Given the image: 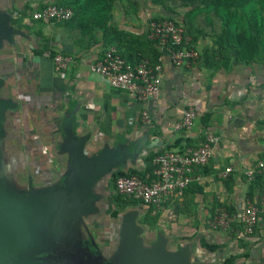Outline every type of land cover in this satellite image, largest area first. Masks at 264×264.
Returning a JSON list of instances; mask_svg holds the SVG:
<instances>
[{
	"label": "crops",
	"instance_id": "obj_1",
	"mask_svg": "<svg viewBox=\"0 0 264 264\" xmlns=\"http://www.w3.org/2000/svg\"><path fill=\"white\" fill-rule=\"evenodd\" d=\"M30 1L33 11L43 5L38 0ZM131 1L137 3L132 8L135 15V8L141 0ZM26 2H17L11 13L14 8L28 5ZM125 13L129 14L126 10ZM24 22L31 25L29 17ZM140 22L114 23L142 34L147 29V22L143 19ZM39 29L47 39L45 45L35 34ZM23 30L27 31L32 42L21 39L17 48L5 52L1 57L0 71L8 73V89L21 105L13 112L14 141H21L27 156L29 147L35 142L48 149L53 145L52 155L43 162L45 167L40 173L31 174L42 179L53 176L55 180L50 181L58 180L66 157L56 154L57 142L63 138L66 115L72 111L73 129L75 124L74 130L78 134L88 135L94 148L104 143L114 147L127 140V166L125 169L119 167L117 171L142 170L150 153L179 149L172 147L178 139H190L193 146H199L207 133H213L219 137V143L202 169L201 182L188 188L181 198L174 199L177 204H172L166 211L171 213L172 225L194 226L192 234L198 235L199 239L204 237L209 244H217L221 248L231 244L228 254L242 253L233 234L242 238L244 233L240 236L231 229L229 232L217 231V234L207 228L206 223L211 212L218 207L237 212L258 202L261 212H264V186L261 193L255 190L250 199L247 196L250 182L244 176L245 170L264 159V65L247 66L234 59L227 70L212 74L203 68L198 69L195 63L188 67H174L164 52L160 96L155 101L141 103L129 94L111 88L106 81L90 72V66L102 59L107 49L103 50L98 44L88 46L85 41L78 40L76 33H70L55 23H45L42 27L36 24L30 31ZM46 45L48 49L43 54L32 53V50ZM66 49L72 61L68 70L57 72L49 50H58L61 54ZM189 107L194 108L197 114L192 129L175 131L174 126ZM144 110L151 117L149 125L142 120ZM24 163L26 170H33L31 164L25 160ZM226 168L231 172L225 174ZM109 179L106 185L108 192ZM139 207L146 212L145 206ZM146 236L148 243L156 239L155 235ZM251 239L250 257L240 260L243 264H264V214L260 215ZM180 241L172 240L170 245L177 248L182 245L183 241Z\"/></svg>",
	"mask_w": 264,
	"mask_h": 264
},
{
	"label": "water",
	"instance_id": "obj_2",
	"mask_svg": "<svg viewBox=\"0 0 264 264\" xmlns=\"http://www.w3.org/2000/svg\"><path fill=\"white\" fill-rule=\"evenodd\" d=\"M19 1L23 0H0V62L19 40L32 42L27 31L13 23L11 10ZM8 78L0 71V264H85L86 257L88 264H206L193 255L192 242L170 248L172 237L159 231L148 243L138 223L145 213L141 207L121 213L110 252L102 255L85 247L87 232L96 247L86 222L100 213L107 180L127 166V140L94 148L88 135L73 129L72 111L57 142L56 154L66 157L58 180L34 184L28 176L22 182L26 167L24 157L16 152L12 120L21 105L8 89Z\"/></svg>",
	"mask_w": 264,
	"mask_h": 264
},
{
	"label": "trees",
	"instance_id": "obj_3",
	"mask_svg": "<svg viewBox=\"0 0 264 264\" xmlns=\"http://www.w3.org/2000/svg\"><path fill=\"white\" fill-rule=\"evenodd\" d=\"M42 2V7L47 5H55L58 7L68 8L72 11V17L69 20L61 22H51L58 26L66 28L70 33H76L78 40H83L88 46L100 45L103 50L114 47L117 53L128 63L136 64L141 60H148L151 64H156L157 59L162 55V51L158 49L155 42L148 39V32L143 31L142 34L130 30H126L113 22L112 12L116 4L122 0H38ZM129 4L137 5L135 1L128 0ZM152 5L162 7L169 10L172 14H176L175 9L184 12L181 21L173 18L169 20L164 17H154L151 21L161 22L170 21L176 26L182 27L184 30V38H187L188 44H182V47L196 49L197 42L205 40L210 41V46L202 47L199 57L194 63H201V68L215 74L221 70H227L232 60L243 65L261 64L264 65V0H147ZM33 8L26 5L22 8H14L13 13L15 19L13 23L20 29L32 30L36 24L44 26L42 21L32 20ZM30 19V24L25 23L24 19ZM36 36L44 43L47 39L42 34L41 29ZM178 47L177 49H180ZM48 49L47 45L40 49L32 50L33 54H43ZM49 56L54 59L56 52L49 50ZM62 55L69 56L68 49ZM207 127V123L205 124ZM74 129L76 126L74 124ZM185 143L183 146L182 143ZM193 146L190 139H178L173 148L184 149ZM156 154L150 153L144 160L145 167L142 170H128L127 172L119 170L111 175L108 181L110 197L112 199V208L110 218L116 219L119 214L127 208H136L145 206L140 201L123 197L115 191V181L119 177L138 176L147 182L153 178L152 160ZM203 173V170H202ZM193 183L189 185L183 192L185 195L187 189L195 186ZM264 176L257 175L253 181L249 183L247 196L251 199L255 190L258 193L263 191ZM177 204L176 201L167 200L161 204L160 209L154 206H145L146 212L141 218V224L145 226L155 227L163 210ZM255 205L260 209L258 202ZM230 213L235 212L226 208ZM156 213L153 215V211ZM214 210L211 212V214ZM264 212L258 214V218ZM208 228V227H207ZM107 229V227H106ZM233 231L239 234L243 230L238 225H233ZM255 230V228H254ZM233 234V233H232ZM238 249H242V253L227 255L222 264H236L237 260L248 259L251 255L252 243L250 238L235 234ZM190 238L180 239L182 241H190ZM199 245L207 252L215 253L221 249L220 245L209 244L204 237L199 240ZM223 248V247H222ZM247 264V263H245Z\"/></svg>",
	"mask_w": 264,
	"mask_h": 264
},
{
	"label": "built area",
	"instance_id": "obj_4",
	"mask_svg": "<svg viewBox=\"0 0 264 264\" xmlns=\"http://www.w3.org/2000/svg\"><path fill=\"white\" fill-rule=\"evenodd\" d=\"M15 16V14H14ZM32 20L44 23L61 22L72 17L68 8L47 5L33 11ZM148 39L155 42L158 49L165 52L174 67H188L199 57V52L193 48L182 47L187 45L188 39L184 38V30L170 21H151L147 25ZM181 47L180 49H177ZM72 59L62 54L55 55L54 69L57 72L68 70ZM90 72L102 78L114 89L123 91L139 102L155 101L160 96L162 55L156 64L148 60H141L136 64L126 62L114 47L108 48L102 59L90 66ZM197 114L195 109H186L180 120L174 126L175 131L192 129ZM143 122L151 123L147 111L141 114ZM219 143V137L207 133L204 141L199 146H189L184 149H169L156 154L152 160L153 178L147 182L138 176L119 177L115 181V191L126 198L140 201L145 206H154L157 210L167 200L181 198L184 190L193 183L202 180V169L209 162L214 147ZM231 172L225 169V174ZM257 175L264 176V159L259 160L251 168L244 171L248 182ZM262 211L249 204L242 210L230 213L224 207H218L207 221V227L212 231H227L233 225H238L245 235H252L258 222V214ZM156 210L153 211V215Z\"/></svg>",
	"mask_w": 264,
	"mask_h": 264
},
{
	"label": "rangeland",
	"instance_id": "obj_5",
	"mask_svg": "<svg viewBox=\"0 0 264 264\" xmlns=\"http://www.w3.org/2000/svg\"><path fill=\"white\" fill-rule=\"evenodd\" d=\"M27 4L30 6H33L32 2L30 0H26ZM140 5L136 6L135 10H137V13H135V15L132 12V8L134 7V5H131L127 2V0H122L120 1L117 6L114 9V16H113V22L115 23H121V22H126L127 24H129V22L134 21V23H142L140 22L142 19L143 21L148 22L149 20H151L154 17H164L165 19L169 20L170 18H173L177 21H181L182 16L184 14V12L182 10L179 9H175L174 11L176 12V14H172V12H170L169 10H164L162 7H158V6H154L152 5L149 1L147 0H141L140 1ZM130 5V6H129ZM125 10L129 12V14L127 15L125 13ZM13 14V13H12ZM147 14V15H145ZM135 17V18H134ZM142 17V18H141ZM210 46V41L208 38H206L205 40H200L197 42L196 45V51L197 52H201L202 47L203 46ZM57 52L56 54H58V50L55 51ZM195 65L197 66V68L201 69V63H195ZM39 142V141H37ZM17 145L18 147H16V152L17 153H21L22 156L24 157V160L26 163L31 164V168L33 169L32 171L30 170L29 174L31 173H40L42 167L44 168L45 165L43 164L45 159L50 158V156L53 153V145H50V148L48 149V147H43L42 145L38 146L37 143L35 142L34 146L29 147V152L30 154L27 156L26 153V148H23L21 141H17ZM44 149H46V153L44 152ZM34 151V152H32ZM37 151H40V153H38ZM11 152V151H10ZM32 152V154H31ZM28 159L30 161H28ZM27 165V164H26ZM26 170V169H25ZM19 175V172L16 174ZM31 178L35 179V184H40L41 181L39 180L40 177H34L31 174ZM23 182V180L26 182V179L24 177H20ZM167 209L163 210L160 218L158 220V224L155 227L152 226H145L143 224H141V221L138 220V223H140L144 229H145V233L147 234V230L149 231L148 236L149 237H153L154 235L156 236L157 232L161 231L163 233H165L168 236L172 237V240L177 241V243H181L180 239H183L184 237H192V239L190 241H186L184 243H188V242H192V248H193V255L195 256V258H199V259H203L205 260L206 264H222L224 258L229 255L227 252L229 251V247L231 244H226L223 246V248L217 250L215 253H210L207 252L205 249H203L202 247H200L199 245V236L196 235L194 236V234H192L193 231H191L192 228H194V226H190L188 224H179V223H175V225H172V221L173 218L171 216L170 211H166ZM144 216V214H142L139 218H142ZM107 218V216H106ZM106 218L105 217H99L100 221H105L106 222ZM109 218V217H108ZM200 224H201V220H199ZM207 225V223H206ZM107 227V229H106ZM111 227V222H108V224L104 225V230L108 231ZM147 228V229H146ZM203 228V227H202ZM231 231H218L219 232H229ZM217 233V231H215ZM217 233V234H218ZM145 234V235H146ZM229 235V233H228ZM227 237V236H226ZM210 240H212L210 237H208ZM251 239V238H250ZM253 240V239H251ZM146 241H148L146 239ZM215 241H222L221 239H215ZM152 242V241H151ZM182 242V244H183ZM250 243H252L251 241H249ZM170 248H176L175 246H171ZM254 257V256H253ZM245 260V259H244ZM247 260V259H246ZM236 264H243L242 260H237Z\"/></svg>",
	"mask_w": 264,
	"mask_h": 264
},
{
	"label": "flooded vegetation",
	"instance_id": "obj_6",
	"mask_svg": "<svg viewBox=\"0 0 264 264\" xmlns=\"http://www.w3.org/2000/svg\"><path fill=\"white\" fill-rule=\"evenodd\" d=\"M21 176L24 177L27 181L28 176H30L29 171L25 170V172ZM39 180L41 181L40 184H43V183H46L47 181L55 180V177L49 176V177H46L43 179L40 178ZM34 181H35V179L32 178V182L35 184ZM111 208H112V199L110 197V193L108 191H106V195L103 198L101 206H100V213L98 215L94 216L92 219H90L89 222L88 221L86 222V226L89 229V231L91 232V234L95 240L96 247L92 246V242L88 239V232L86 233L85 239H83V244L87 248L89 246L90 250L93 252L98 250L102 255H105L106 251L110 252L112 247L115 244V240H116L117 232H118V228H119L120 217H121V213H122L121 212L119 214L118 218L112 219L109 216L110 212H111ZM106 216H107V218H106ZM99 217L100 218L105 217L106 222L100 221ZM138 220L141 221V218H138ZM108 222H111V227L108 231H105L104 225L108 224ZM146 232H147L146 235L148 236L149 231L147 230ZM147 238H149V236ZM84 262H85V264H88V257L85 258ZM104 263H106V262H104Z\"/></svg>",
	"mask_w": 264,
	"mask_h": 264
}]
</instances>
